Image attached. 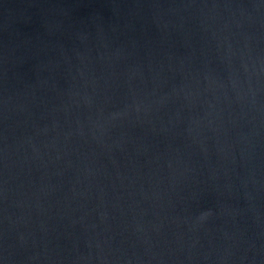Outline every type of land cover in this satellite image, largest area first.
<instances>
[{
	"label": "water",
	"instance_id": "water-1",
	"mask_svg": "<svg viewBox=\"0 0 264 264\" xmlns=\"http://www.w3.org/2000/svg\"><path fill=\"white\" fill-rule=\"evenodd\" d=\"M3 258L264 264V0H3Z\"/></svg>",
	"mask_w": 264,
	"mask_h": 264
},
{
	"label": "clouds",
	"instance_id": "clouds-1",
	"mask_svg": "<svg viewBox=\"0 0 264 264\" xmlns=\"http://www.w3.org/2000/svg\"><path fill=\"white\" fill-rule=\"evenodd\" d=\"M3 2V0H0V3H2ZM0 264H5V259L3 258V259H0Z\"/></svg>",
	"mask_w": 264,
	"mask_h": 264
}]
</instances>
